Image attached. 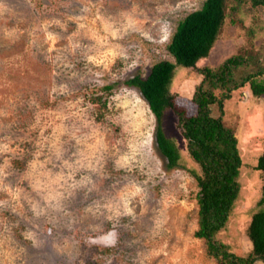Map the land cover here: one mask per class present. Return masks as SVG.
I'll return each mask as SVG.
<instances>
[{
  "label": "rangeland",
  "instance_id": "obj_1",
  "mask_svg": "<svg viewBox=\"0 0 264 264\" xmlns=\"http://www.w3.org/2000/svg\"><path fill=\"white\" fill-rule=\"evenodd\" d=\"M204 0H0V264H218L196 236L200 187L178 116L163 124L181 152L168 166L157 118L125 84L174 56L181 19ZM209 57L178 68L188 113L204 66L241 54L264 64V6L247 0ZM113 84L110 89L106 85ZM243 160L241 191L217 238L239 256L262 195L264 95L247 83L224 99ZM255 264H264L256 259Z\"/></svg>",
  "mask_w": 264,
  "mask_h": 264
},
{
  "label": "trees",
  "instance_id": "obj_2",
  "mask_svg": "<svg viewBox=\"0 0 264 264\" xmlns=\"http://www.w3.org/2000/svg\"><path fill=\"white\" fill-rule=\"evenodd\" d=\"M251 2L253 6H264V0ZM245 3L247 0H204L200 8L187 14L176 27L167 46L175 60H161L151 67L146 77L137 74L125 80L128 86L140 89L156 115V139L169 167L181 164V152L175 139L166 134L163 124L169 112L178 116L188 151L200 166V171L190 169L200 187L196 236L205 239L208 253L216 258L218 264H255L258 258L264 260V151L256 166L263 174L262 195L247 231L253 244L251 254L239 256L217 238L218 232L229 221L239 197L243 160L234 130L225 124L223 114H213L215 104L223 108L224 99L230 98L233 90L247 83L255 96H263L264 64L254 71L238 75V68L248 65L249 59L237 54L226 58L217 67H202L203 78L192 96L195 113L189 114L184 106L177 103L172 88L178 68L197 67L200 60L209 57L228 17L234 24L241 22L237 13ZM112 86L105 87L110 89Z\"/></svg>",
  "mask_w": 264,
  "mask_h": 264
}]
</instances>
